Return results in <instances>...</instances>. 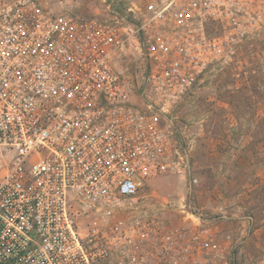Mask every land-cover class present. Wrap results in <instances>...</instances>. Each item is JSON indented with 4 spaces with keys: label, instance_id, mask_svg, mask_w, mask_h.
<instances>
[{
    "label": "built area",
    "instance_id": "built-area-1",
    "mask_svg": "<svg viewBox=\"0 0 264 264\" xmlns=\"http://www.w3.org/2000/svg\"><path fill=\"white\" fill-rule=\"evenodd\" d=\"M111 9L0 3V264H231L247 235L221 222L237 215L159 201L149 181L189 170L172 111L264 30V0ZM127 52L143 63L134 82Z\"/></svg>",
    "mask_w": 264,
    "mask_h": 264
},
{
    "label": "rangeland",
    "instance_id": "rangeland-1",
    "mask_svg": "<svg viewBox=\"0 0 264 264\" xmlns=\"http://www.w3.org/2000/svg\"><path fill=\"white\" fill-rule=\"evenodd\" d=\"M7 1L12 0L0 3ZM45 1L54 13L100 21L109 19L113 6L138 16L155 0ZM128 53L119 68L132 72L134 82L133 69L140 61L134 52ZM142 66L140 62L136 70L139 79ZM171 119L182 144L190 147V168L183 176L164 175L149 181L159 201L185 197L191 208L201 212L226 208L237 215L234 218L240 216L241 208L248 213L259 204L264 207V30L245 40L237 59L206 72L173 109ZM235 188L240 198L220 204V196L227 197ZM164 215L174 224L183 223V215L171 208ZM252 222L246 220L249 226ZM225 223L221 222L222 228ZM250 260L247 264H254ZM242 263L235 254L231 264Z\"/></svg>",
    "mask_w": 264,
    "mask_h": 264
},
{
    "label": "crops",
    "instance_id": "crops-1",
    "mask_svg": "<svg viewBox=\"0 0 264 264\" xmlns=\"http://www.w3.org/2000/svg\"><path fill=\"white\" fill-rule=\"evenodd\" d=\"M225 196H220V204L224 205L225 203L227 204L229 201L230 203L235 202L240 198V194L237 188H235L233 193H229L227 197ZM215 197L218 200V197ZM240 210L243 209H239V213H237L240 216L238 218L228 220L223 225L222 229H224V231H232L237 234L247 235L243 243V247L241 248V252L238 253L239 257H241V260H243L242 264H247L248 260H250V257L254 259V264H264V207H261V205L259 204L258 206L248 210V213L246 211ZM244 213H247L248 215L252 216L253 222L250 226H247L248 224L246 223V219L244 218L246 214ZM254 255L257 256L255 257Z\"/></svg>",
    "mask_w": 264,
    "mask_h": 264
}]
</instances>
